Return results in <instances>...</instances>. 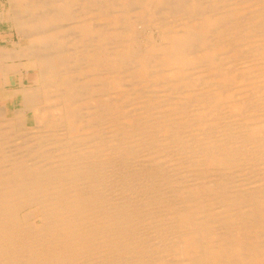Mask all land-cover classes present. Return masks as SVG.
Wrapping results in <instances>:
<instances>
[{"label":"bare ground","instance_id":"bare-ground-1","mask_svg":"<svg viewBox=\"0 0 264 264\" xmlns=\"http://www.w3.org/2000/svg\"><path fill=\"white\" fill-rule=\"evenodd\" d=\"M21 2L0 264H264V0Z\"/></svg>","mask_w":264,"mask_h":264},{"label":"rangeland","instance_id":"rangeland-1","mask_svg":"<svg viewBox=\"0 0 264 264\" xmlns=\"http://www.w3.org/2000/svg\"><path fill=\"white\" fill-rule=\"evenodd\" d=\"M21 6H22L21 0H10V3H8V0H0V39L3 38L0 41L1 45H7L9 42H11L12 38L13 40L18 39V35L12 30V28H10L9 26L10 23L5 19V14L8 7L16 9V8H20ZM25 43H26V39H22L21 44L25 45ZM35 76H36V71L33 69H30L29 71H25L24 69H22L16 72L8 73L7 81L9 86L8 88H6V90L9 91V89L17 87L16 82L24 83L25 81V84L27 85L31 83L36 84L34 81ZM1 103H6L8 105L9 110L13 108V103L9 101V98H5ZM30 115L31 114H29V120H28L29 125L32 124Z\"/></svg>","mask_w":264,"mask_h":264}]
</instances>
